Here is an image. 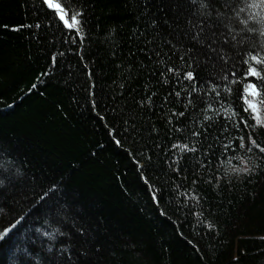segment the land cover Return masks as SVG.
<instances>
[{"label":"trees","instance_id":"trees-1","mask_svg":"<svg viewBox=\"0 0 264 264\" xmlns=\"http://www.w3.org/2000/svg\"><path fill=\"white\" fill-rule=\"evenodd\" d=\"M59 1L0 0V264H264V0Z\"/></svg>","mask_w":264,"mask_h":264},{"label":"water","instance_id":"water-1","mask_svg":"<svg viewBox=\"0 0 264 264\" xmlns=\"http://www.w3.org/2000/svg\"><path fill=\"white\" fill-rule=\"evenodd\" d=\"M48 5L51 7L53 11L58 13L62 21L66 24V26L73 30L76 31L80 36H82V33L80 29L71 21L70 14L65 7V5L59 1V0H45Z\"/></svg>","mask_w":264,"mask_h":264},{"label":"rangeland","instance_id":"rangeland-1","mask_svg":"<svg viewBox=\"0 0 264 264\" xmlns=\"http://www.w3.org/2000/svg\"><path fill=\"white\" fill-rule=\"evenodd\" d=\"M48 6V3H46ZM247 93L250 96V99L248 100V103L250 107L258 114V89L255 86V84L250 83L247 88Z\"/></svg>","mask_w":264,"mask_h":264},{"label":"bare ground","instance_id":"bare-ground-1","mask_svg":"<svg viewBox=\"0 0 264 264\" xmlns=\"http://www.w3.org/2000/svg\"><path fill=\"white\" fill-rule=\"evenodd\" d=\"M45 1V0H44ZM46 2V1H45ZM47 3V2H46ZM49 6V5H48ZM50 7V6H49ZM51 8V7H50Z\"/></svg>","mask_w":264,"mask_h":264}]
</instances>
